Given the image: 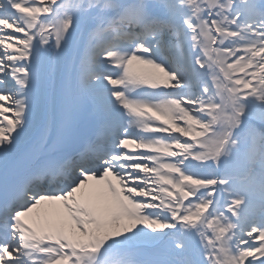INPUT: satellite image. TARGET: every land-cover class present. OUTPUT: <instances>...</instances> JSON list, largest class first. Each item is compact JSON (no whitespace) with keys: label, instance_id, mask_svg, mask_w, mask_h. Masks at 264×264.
<instances>
[{"label":"snow or ice","instance_id":"obj_1","mask_svg":"<svg viewBox=\"0 0 264 264\" xmlns=\"http://www.w3.org/2000/svg\"><path fill=\"white\" fill-rule=\"evenodd\" d=\"M0 264H264V0H0Z\"/></svg>","mask_w":264,"mask_h":264}]
</instances>
